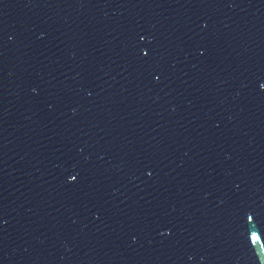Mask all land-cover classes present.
<instances>
[{"label":"water","instance_id":"95a60500","mask_svg":"<svg viewBox=\"0 0 264 264\" xmlns=\"http://www.w3.org/2000/svg\"><path fill=\"white\" fill-rule=\"evenodd\" d=\"M0 264H264V0H0Z\"/></svg>","mask_w":264,"mask_h":264}]
</instances>
